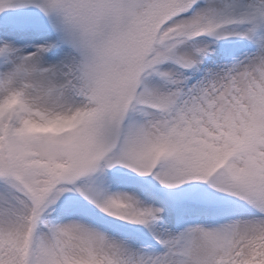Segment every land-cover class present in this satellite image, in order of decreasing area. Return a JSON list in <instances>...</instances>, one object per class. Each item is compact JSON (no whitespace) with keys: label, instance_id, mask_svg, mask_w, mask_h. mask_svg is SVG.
<instances>
[{"label":"snow or ice","instance_id":"6c2138e0","mask_svg":"<svg viewBox=\"0 0 264 264\" xmlns=\"http://www.w3.org/2000/svg\"><path fill=\"white\" fill-rule=\"evenodd\" d=\"M0 264H264V0H0Z\"/></svg>","mask_w":264,"mask_h":264},{"label":"rangeland","instance_id":"374dc122","mask_svg":"<svg viewBox=\"0 0 264 264\" xmlns=\"http://www.w3.org/2000/svg\"><path fill=\"white\" fill-rule=\"evenodd\" d=\"M235 27V26H231ZM39 33L33 34V39L38 38ZM205 42L209 44L211 49L210 56L206 58V63L211 64L213 62L230 63L234 58L240 57L248 48L245 45L234 46H220L219 43L213 41L210 37H201ZM236 38H228L222 41L227 42ZM23 43V41H21ZM137 186L134 183L126 182L121 184H111L108 186L109 192H123V191H135ZM178 207L172 216L168 219L174 222L176 216L182 214L183 222L179 227H183L186 224H204L215 226L218 223L226 222L227 217L219 214L218 206L216 204H208L205 202H192L185 200L179 193H177ZM51 217L55 218V222H66L67 219H71V216H61L57 211L51 212ZM171 226V224H170ZM140 227V226H135ZM140 242L146 246L148 243H154L151 240L150 235L144 234L141 236Z\"/></svg>","mask_w":264,"mask_h":264}]
</instances>
